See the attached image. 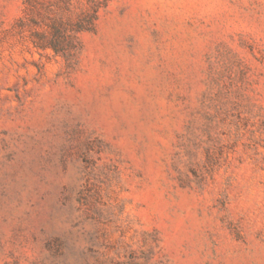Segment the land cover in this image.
I'll list each match as a JSON object with an SVG mask.
<instances>
[{
    "label": "rangeland",
    "instance_id": "rangeland-1",
    "mask_svg": "<svg viewBox=\"0 0 264 264\" xmlns=\"http://www.w3.org/2000/svg\"><path fill=\"white\" fill-rule=\"evenodd\" d=\"M0 264H264V0H0Z\"/></svg>",
    "mask_w": 264,
    "mask_h": 264
},
{
    "label": "trees",
    "instance_id": "trees-1",
    "mask_svg": "<svg viewBox=\"0 0 264 264\" xmlns=\"http://www.w3.org/2000/svg\"><path fill=\"white\" fill-rule=\"evenodd\" d=\"M52 45H53V47H55L54 44H52Z\"/></svg>",
    "mask_w": 264,
    "mask_h": 264
}]
</instances>
